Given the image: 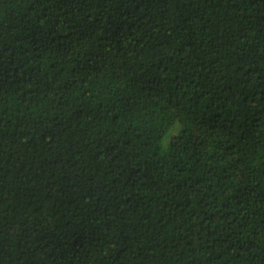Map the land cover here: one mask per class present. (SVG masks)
Listing matches in <instances>:
<instances>
[{
  "label": "trees",
  "instance_id": "obj_1",
  "mask_svg": "<svg viewBox=\"0 0 264 264\" xmlns=\"http://www.w3.org/2000/svg\"><path fill=\"white\" fill-rule=\"evenodd\" d=\"M0 264H264V0H0Z\"/></svg>",
  "mask_w": 264,
  "mask_h": 264
}]
</instances>
